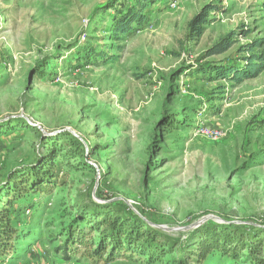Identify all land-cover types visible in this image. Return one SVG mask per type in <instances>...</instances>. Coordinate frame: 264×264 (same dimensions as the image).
I'll return each instance as SVG.
<instances>
[{"label":"rangeland","instance_id":"rangeland-1","mask_svg":"<svg viewBox=\"0 0 264 264\" xmlns=\"http://www.w3.org/2000/svg\"><path fill=\"white\" fill-rule=\"evenodd\" d=\"M146 6L141 28L117 36L119 10L140 9L136 1L0 0V206L10 174L35 162L49 160L63 181L45 198L26 196L29 210L11 216L21 237L0 264H104L57 251L78 199L127 204L180 241L211 223L264 227V72L229 83L197 71L243 65L240 49L253 41L264 53V0ZM205 6L209 22L189 40ZM233 30V48L205 58ZM65 131L82 142L84 161L47 156L46 139Z\"/></svg>","mask_w":264,"mask_h":264},{"label":"trees","instance_id":"trees-1","mask_svg":"<svg viewBox=\"0 0 264 264\" xmlns=\"http://www.w3.org/2000/svg\"><path fill=\"white\" fill-rule=\"evenodd\" d=\"M134 1L142 7L119 10L121 17L114 27L117 36L141 28L147 20L143 13L149 0ZM213 10V7L205 6L192 19L189 40H197L202 36L204 25L209 22V14ZM236 38V30L231 31L210 49L205 58L228 52L236 44ZM260 44V41H253L241 47L240 52L246 54L243 65L212 62L197 71L210 80H226L229 83L255 78L264 72V53L257 51ZM96 58L103 60L104 55L98 54ZM21 123L29 127L24 121ZM2 132L3 128L0 129ZM45 142L47 145L43 148H48L47 156L53 154L54 158L62 157L69 166L70 159L85 160L82 142L70 132L47 138ZM48 161L35 162V167L31 165L13 172L4 183L9 193L0 206V258L21 237V231L14 226L11 216L17 219L20 211L29 210V205L22 208L26 196L45 198L55 190L57 184H63L55 171V165ZM90 200L78 199L68 210L71 213L66 214L70 220L63 227L60 238L64 240L57 247V251L66 259L84 252L92 262L104 264L134 258L146 264H162L168 256H171V264H207L208 259L215 256L228 258L232 264H264V227L211 223L180 241L151 225L144 215L130 209L127 204Z\"/></svg>","mask_w":264,"mask_h":264},{"label":"built area","instance_id":"built-area-1","mask_svg":"<svg viewBox=\"0 0 264 264\" xmlns=\"http://www.w3.org/2000/svg\"><path fill=\"white\" fill-rule=\"evenodd\" d=\"M203 133L211 136L213 139H218V137L220 136V134L216 131L203 130Z\"/></svg>","mask_w":264,"mask_h":264}]
</instances>
